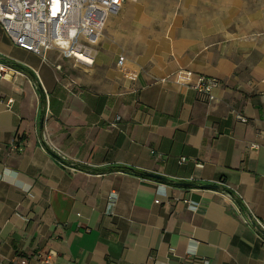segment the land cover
I'll return each mask as SVG.
<instances>
[{"label":"crops","instance_id":"obj_1","mask_svg":"<svg viewBox=\"0 0 264 264\" xmlns=\"http://www.w3.org/2000/svg\"><path fill=\"white\" fill-rule=\"evenodd\" d=\"M104 28L84 71L0 26V62L27 69L0 78V264H264V0L130 1ZM120 53L148 73L122 78ZM178 69L214 98L161 80Z\"/></svg>","mask_w":264,"mask_h":264},{"label":"built area","instance_id":"obj_2","mask_svg":"<svg viewBox=\"0 0 264 264\" xmlns=\"http://www.w3.org/2000/svg\"><path fill=\"white\" fill-rule=\"evenodd\" d=\"M130 1L136 0H0V26L19 48L39 55L44 61L48 60L50 52H55L57 58L71 60L73 66H82L85 71L94 63L95 46L102 39L108 16L116 14L123 4ZM115 67L122 78L130 81H137L141 75L148 73L145 65L133 63L122 53L117 55ZM55 68L61 70V65L55 64ZM17 74V68L0 62V78H12ZM161 80L202 92L210 100L214 98L211 90L218 83L215 78L186 69H178ZM239 119L246 120L243 116H239ZM256 133L258 136L261 131L256 130ZM21 144V135H15L12 147L20 150ZM258 148L259 143L256 141L246 146V150ZM184 160L182 157L180 162ZM231 194L241 199L237 190ZM29 196L34 197V194L29 193ZM239 207L243 209L244 204L239 202L236 206L238 211ZM249 220L251 224L255 223L252 225L261 234L264 232V223L252 212ZM53 254L52 250L37 252L39 259L44 262H50ZM12 263L28 264V257L19 254L12 259Z\"/></svg>","mask_w":264,"mask_h":264},{"label":"water","instance_id":"obj_3","mask_svg":"<svg viewBox=\"0 0 264 264\" xmlns=\"http://www.w3.org/2000/svg\"><path fill=\"white\" fill-rule=\"evenodd\" d=\"M148 177H151V178H154V179H157V180H161L162 182H168V178L166 176H163L161 174H158V173H152V172H148L146 174ZM177 185L179 184H183L181 182H176ZM208 187H215L214 185L210 184ZM253 225H255L254 222H252ZM263 236H264V232L262 233Z\"/></svg>","mask_w":264,"mask_h":264},{"label":"trees","instance_id":"obj_4","mask_svg":"<svg viewBox=\"0 0 264 264\" xmlns=\"http://www.w3.org/2000/svg\"><path fill=\"white\" fill-rule=\"evenodd\" d=\"M18 67V69H20L21 71H25V72H27V69H25L24 67H22V66H17ZM81 167V169H88V166H80ZM137 173H139V174H141V175H146V172H140V171H138ZM229 191V190H228ZM231 191H229V193H230Z\"/></svg>","mask_w":264,"mask_h":264},{"label":"rangeland","instance_id":"obj_5","mask_svg":"<svg viewBox=\"0 0 264 264\" xmlns=\"http://www.w3.org/2000/svg\"><path fill=\"white\" fill-rule=\"evenodd\" d=\"M105 29V28H104ZM105 34V30H103V35ZM96 47V46H95ZM59 61H62V60H59ZM66 69H67V72H73L74 70L68 65L67 62H65L64 66ZM74 73V72H73Z\"/></svg>","mask_w":264,"mask_h":264},{"label":"bare ground","instance_id":"obj_6","mask_svg":"<svg viewBox=\"0 0 264 264\" xmlns=\"http://www.w3.org/2000/svg\"><path fill=\"white\" fill-rule=\"evenodd\" d=\"M86 71H88V70H86Z\"/></svg>","mask_w":264,"mask_h":264}]
</instances>
